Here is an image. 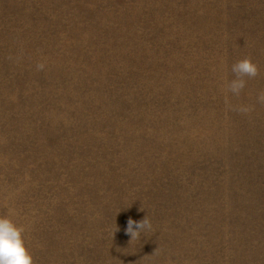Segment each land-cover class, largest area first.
<instances>
[{
  "label": "rangeland",
  "instance_id": "374dc122",
  "mask_svg": "<svg viewBox=\"0 0 264 264\" xmlns=\"http://www.w3.org/2000/svg\"><path fill=\"white\" fill-rule=\"evenodd\" d=\"M262 92L264 0H0V214L35 264H264Z\"/></svg>",
  "mask_w": 264,
  "mask_h": 264
},
{
  "label": "clouds",
  "instance_id": "9594fccd",
  "mask_svg": "<svg viewBox=\"0 0 264 264\" xmlns=\"http://www.w3.org/2000/svg\"><path fill=\"white\" fill-rule=\"evenodd\" d=\"M234 79L229 83L228 90L233 95H239L245 87L247 80L255 78L259 73L258 65L251 58L245 57L231 65ZM257 100L264 103V92L258 94ZM16 211L9 209L5 214H0V264H35V258L29 250L26 234L30 225L16 222ZM151 224L146 217L142 221L129 220L126 232L131 239L138 237L142 230L150 228Z\"/></svg>",
  "mask_w": 264,
  "mask_h": 264
}]
</instances>
